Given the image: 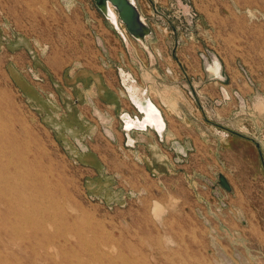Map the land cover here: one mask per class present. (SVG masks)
Instances as JSON below:
<instances>
[{"label": "rangeland", "instance_id": "obj_1", "mask_svg": "<svg viewBox=\"0 0 264 264\" xmlns=\"http://www.w3.org/2000/svg\"><path fill=\"white\" fill-rule=\"evenodd\" d=\"M136 3L0 0V264H264V0Z\"/></svg>", "mask_w": 264, "mask_h": 264}, {"label": "water", "instance_id": "obj_2", "mask_svg": "<svg viewBox=\"0 0 264 264\" xmlns=\"http://www.w3.org/2000/svg\"><path fill=\"white\" fill-rule=\"evenodd\" d=\"M94 3L97 10L113 24L120 36L122 35V31L116 25L117 20L123 24L125 30L133 40L140 42L148 57H152L146 42L152 33L151 28L147 25L145 18L139 11L136 1L94 0ZM219 179H221L222 185L228 190L229 187L226 180L222 177H219Z\"/></svg>", "mask_w": 264, "mask_h": 264}, {"label": "bare ground", "instance_id": "obj_3", "mask_svg": "<svg viewBox=\"0 0 264 264\" xmlns=\"http://www.w3.org/2000/svg\"><path fill=\"white\" fill-rule=\"evenodd\" d=\"M113 12V11H112ZM114 13V12H113ZM115 14V13H114ZM116 25H117V23H116ZM148 44V43H147ZM131 50V49H130ZM146 53V52H145ZM206 66L208 67V68H211L212 66H211V63H207L206 64ZM144 78H146V76H145V74H144ZM139 90L138 91H136L137 92V94H140V95H142L141 93H142V91H143V89H141V88H138ZM145 104H146V109H147V111L149 112V114L152 116V118L153 119H156V121L158 122V123H160V120L158 119L159 118V115L157 114V111H153L152 110V104H150L148 101H146L145 100ZM10 175H11V177L10 178H12V174L10 173ZM9 180H8V178H4V180H2V185H4V188H6V190H7V192L10 194V195H12L13 194V190H14V188L13 187H11V186H9L8 184H7V182H8ZM22 192L18 195V200H20L22 203V205H23V207L25 208V207H27V206H24L25 204H24V202L22 201L23 199H24V196H22ZM28 202H30V201H28ZM13 203V201H10V198H8V197H6V195H3V204L4 205H11ZM27 204V203H26ZM30 204V203H29ZM28 205V204H27ZM17 209L18 210H20V213H21V217H23L25 220H27L28 222H30V224H33V223H35V226L33 227V230L32 231H36V232H39V231H43L42 229H41V227H42V224L40 223V221L42 220V218H41V216L40 217H37L36 215H34V214H29L28 212H27V210L26 209H21V207H20V204H17ZM27 209L28 210H30V211H33L34 210V208H29V207H27ZM14 215H15V213H13ZM2 216H3V218L5 219V223H7L8 221H6V220H9V218H10V214H9V212H4L3 214H2ZM41 219V220H40ZM20 251H23V249H20Z\"/></svg>", "mask_w": 264, "mask_h": 264}, {"label": "crops", "instance_id": "obj_4", "mask_svg": "<svg viewBox=\"0 0 264 264\" xmlns=\"http://www.w3.org/2000/svg\"><path fill=\"white\" fill-rule=\"evenodd\" d=\"M134 1H136V0H134ZM211 68H208L207 66H206V68H207V71L208 72H210V73H212L214 76H218V74H219V68H217V66L212 62L211 63ZM127 96H128V99H129V101L132 103V104H134V106L136 107V109L138 110V108H137V105L131 100V98H130V96H129V94H128V90H127ZM145 101V100H144ZM149 101L152 103V101L149 99ZM140 111V110H139ZM141 112V111H140ZM142 113H140V115H141ZM123 115H128V116H130L129 115V113H123ZM122 115V116H123ZM164 119V118H163ZM140 121V120H139ZM166 121V120H165ZM140 128V127H139ZM139 128H137V127H135V126H131V128L130 129H132V130H130V131H135L136 129L138 130ZM142 128V127H141ZM140 128V130H145V128L146 129H150V130H152L153 132H156V133H160V130H158V128L156 127V126H154V127H151L150 125H146L145 126V128H142L141 129ZM128 129V128H127ZM134 129V130H133ZM129 130V129H128ZM162 131V130H161ZM136 132V131H135Z\"/></svg>", "mask_w": 264, "mask_h": 264}]
</instances>
